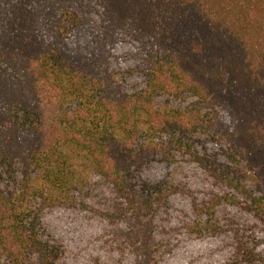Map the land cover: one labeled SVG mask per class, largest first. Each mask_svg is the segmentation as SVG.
I'll return each mask as SVG.
<instances>
[{
  "label": "trees",
  "instance_id": "16d2710c",
  "mask_svg": "<svg viewBox=\"0 0 264 264\" xmlns=\"http://www.w3.org/2000/svg\"><path fill=\"white\" fill-rule=\"evenodd\" d=\"M264 264V0H0V264Z\"/></svg>",
  "mask_w": 264,
  "mask_h": 264
},
{
  "label": "rangeland",
  "instance_id": "374dc122",
  "mask_svg": "<svg viewBox=\"0 0 264 264\" xmlns=\"http://www.w3.org/2000/svg\"><path fill=\"white\" fill-rule=\"evenodd\" d=\"M219 255L218 248L216 246L206 248L201 253V264H209Z\"/></svg>",
  "mask_w": 264,
  "mask_h": 264
}]
</instances>
